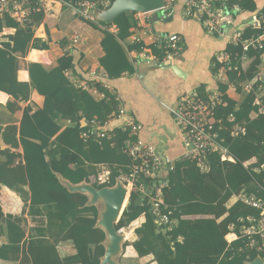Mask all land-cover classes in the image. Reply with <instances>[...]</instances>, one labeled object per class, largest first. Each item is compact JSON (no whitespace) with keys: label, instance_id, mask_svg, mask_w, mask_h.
Segmentation results:
<instances>
[{"label":"trees","instance_id":"obj_1","mask_svg":"<svg viewBox=\"0 0 264 264\" xmlns=\"http://www.w3.org/2000/svg\"><path fill=\"white\" fill-rule=\"evenodd\" d=\"M29 1L31 6L38 2ZM260 1L230 2L251 16L257 11ZM134 15L135 13H126L110 24H97L112 25L117 29L116 33L104 31L101 42L104 56L99 64L110 80L134 72L122 46V42L130 36L131 29L136 25ZM30 18L31 25L24 28L7 14L0 19V32L3 27L15 29V33L8 37L9 41L0 44V92L6 93L14 101H27L29 98V85L16 82L18 60L15 54L25 55L35 46L33 26L42 20L43 13L37 10L30 14ZM83 21L92 28H97L92 22ZM260 33L259 30L247 28L242 34V40ZM141 49L142 45L136 46L137 51ZM126 50L130 51L132 47ZM221 50L230 56L232 70L226 71L228 81L240 91L242 85L252 81L257 73L259 55L264 52V46L261 50L250 48L244 53L240 45L223 44ZM152 51L158 61L163 59L164 52L158 54L157 51ZM243 54L252 59L246 70L241 68L240 59ZM220 67V64H215L213 71ZM72 69V57L69 55L61 57L57 67L49 71L39 64L28 66L31 85L44 97V105L35 112L30 107L24 109L19 126L24 166L19 168L22 171L18 169L13 174V182L7 180L2 183L9 188L27 185L31 194L30 207L43 206V214L48 220H59L57 227L65 230L66 237L76 246L78 253L73 261L99 264V258L104 252L100 243L105 234L94 228L98 218L97 209L86 206V196L66 191L58 183L56 175L74 185L90 183V177L97 174L98 167L105 166L109 170V182L102 186L94 182L90 184L97 190L111 188L115 186L117 179L130 174L132 161L122 149L126 141L135 138L129 129L117 128L108 133V138L94 140L90 137L85 142L82 141L80 136L89 129L88 122L95 120L105 124L111 116L117 115L118 103L113 95L98 85L96 90L103 94L100 100H95L81 88H75L65 77V72ZM258 87L259 84L255 83L252 91L245 95L240 104L225 96L226 87H218L222 104L213 110V119L219 121L213 130L232 162H222L217 153H212L207 158L206 172H200L194 163L186 160L174 163L173 170L167 176L168 185L162 190L163 204L160 213L169 214L170 220H176L175 227L162 234L161 229L167 226L156 224L149 197H145L139 205H133L140 196L139 187H147L151 193L158 185L157 181L138 178L133 182V190L127 197L129 206L127 210L121 211L120 214L124 217L120 218L115 229L119 231L141 215L145 217V222L135 229L139 239L130 244L138 257L152 254L157 264H244L257 256L264 258V250L247 248L244 238L229 245L224 240L230 225H234V231L238 233L237 228L241 226L239 219L259 217V210L239 201L228 207L227 203L233 196L245 193L264 203V171L254 170L264 163V113H258L259 106L255 105L256 98L264 105V87L262 90ZM197 94L204 98L203 85L199 87ZM252 112L257 113L255 118H251ZM230 116L231 121L228 120ZM60 118L69 119L76 124L62 130L56 123ZM80 118L87 124L81 126ZM235 126H242L244 133L232 136L231 131ZM0 155H3L2 151ZM253 158L256 159L255 164L245 166ZM5 177L4 174L0 175V182ZM38 214L42 213L39 211ZM198 216L203 218L185 219ZM219 219L220 222L217 223ZM50 224L51 221H48V225ZM89 245H94L93 252L89 250ZM127 245L124 244V247ZM227 248L232 250L225 252ZM239 249L242 251L239 252Z\"/></svg>","mask_w":264,"mask_h":264},{"label":"crops","instance_id":"obj_2","mask_svg":"<svg viewBox=\"0 0 264 264\" xmlns=\"http://www.w3.org/2000/svg\"><path fill=\"white\" fill-rule=\"evenodd\" d=\"M78 1L80 0H38L31 6V2L27 0V7L29 6L31 13L40 10L43 18L33 26V41L36 42L33 48L35 49L30 48L25 55L15 54L18 60L16 82L29 85L28 100L14 101L6 93L0 92V151L3 152V155H0V175L6 176L0 182V264H81L73 261L77 257V248L66 237V231L57 227L59 220H48L43 214V206L30 207L31 194L28 186L18 185L15 188H9L2 183L7 180L13 182V174L24 166V151L19 140V126L24 109L30 107L35 112L42 109L44 105V97L39 95L31 85L28 74L30 64H39L49 71L57 67L58 60L64 55L72 57L73 69L65 72V77L70 84L87 91L95 100L103 98V94L96 90L97 85L107 90L117 100L118 107L122 106L126 115L141 126V140L146 144L159 146L173 162L181 160L183 149L180 132L169 109L175 108L182 96L191 91L196 92L203 85L204 100L212 101L213 109H215L222 104L218 90L220 85L226 87L225 96L237 104H240L248 93L243 88L238 91L237 87L228 81L226 72L222 68L213 71L214 56L222 51L223 44L205 34L198 22L184 18L178 8L169 21H165L158 13V21H154L151 16L134 15L136 25L131 29L130 36L122 42L134 72L110 80L99 64V60L104 56L101 42L104 39V31L116 33L117 29L112 25H97L111 22H101L96 16L90 22L97 25V28H92L77 13L75 3ZM263 8L264 0H261L254 14L261 13ZM249 17L250 15L244 12L237 17L236 23L244 24ZM31 23L30 18L29 22L19 26L24 28ZM14 33L15 29L3 27L0 32V44L8 42V37ZM172 34L180 36L182 50L172 62L161 64V61H158L156 55L152 53V49L162 54L166 50L165 38ZM138 45H142L140 51L136 50ZM130 46L132 50L127 51L126 49ZM251 62L252 59L241 62V68L246 70ZM172 66L176 69H171ZM250 116L255 118L257 113L252 112ZM228 120L231 121L232 117L230 116ZM123 122V118L110 120L106 123L105 129L108 132L117 128L123 130ZM213 122L214 125L219 123L214 119ZM56 123L62 130L76 124L65 118L56 120ZM79 123L84 126L87 122L80 118ZM45 160L48 161V157L45 156ZM255 162L256 159L253 158L246 162L245 166L253 165ZM254 170L259 171L258 168ZM19 171L22 170L19 169ZM56 178L66 191L84 195L89 202L86 194L75 190L76 186L86 182L74 185L59 175H56ZM90 183H93V177H90ZM236 201L235 195L228 201L227 206L230 207ZM88 202L86 206H90ZM94 207L99 213L97 205ZM39 211L42 214L39 215ZM31 212L34 214H30ZM122 217L124 216L120 214L117 222ZM195 218L203 217H186L185 219L194 220ZM48 221H51L50 225ZM97 221L98 218L94 228L103 231ZM173 221L171 225L161 227L162 234L176 226L177 221ZM144 222L145 217L141 215L128 227L119 230L124 239L114 264H157L152 254L138 257L130 246L139 239L135 229ZM216 222L219 223L220 219ZM229 240L232 243L236 239L234 236H229ZM124 244L128 245L124 247ZM100 246L104 252L99 258V264H107L105 256L108 249V236L106 234ZM94 249V245H89L91 252ZM231 250L227 248L225 252ZM240 251L242 250L239 249ZM258 258L264 264V258L257 256L255 259ZM246 263L247 261L244 264Z\"/></svg>","mask_w":264,"mask_h":264},{"label":"built area","instance_id":"obj_3","mask_svg":"<svg viewBox=\"0 0 264 264\" xmlns=\"http://www.w3.org/2000/svg\"><path fill=\"white\" fill-rule=\"evenodd\" d=\"M164 6L156 12L167 19L177 10L181 15L193 21L198 22L205 34L212 36L222 44L240 45L245 53L250 48L252 50H261L264 46V8L261 13L249 17L244 24L236 23L237 17L242 15L238 5L231 4V0H162ZM237 1V0H236ZM114 0H80L75 3V8L79 16L88 21L94 19L93 11L106 10L111 6ZM29 7V6H28ZM27 7V0H0V19L7 14L19 24L29 22L31 11ZM152 12L137 14L142 16H151ZM259 30L260 34L252 36L249 39L242 40V34L247 29ZM166 50L161 64L172 62L182 50L181 38L178 34L168 35L166 38ZM250 59L245 54L242 55L240 62ZM214 64H220L222 70H232L230 56L222 51L214 56ZM255 83L259 84V90L264 87V52L259 55V66L257 73L250 82H245L242 88L246 92H251ZM255 105L259 106L258 113H264V105H261L259 98H256ZM214 103L200 98L197 91H191L178 101L175 108L169 109L172 113L173 121L180 132L182 144V155L180 161H189L196 165L200 172L208 170V156L217 153L222 162H232V158L227 150L220 145L217 140V134L214 132L213 109ZM123 130L129 129L134 140H128L124 143L122 152L132 161V167L128 176H122L120 181L124 185H130L129 193L133 190V182L138 178H144L157 181L158 185L153 188L151 193L147 187L140 186L138 192L140 196L149 197L151 213L156 218V224L159 226L171 225L174 221L168 218V215L160 213V207L163 204L162 190L167 187L169 172L173 170V160L168 158L165 151L159 146L146 144L140 138L141 126L126 115V112L119 106L117 115L111 116L110 120L122 119ZM107 123V122H106ZM105 124L98 121L88 122L89 129L81 134L83 142L92 137L94 140L108 138V131ZM87 124V123H86ZM242 126H235L231 131L232 136L243 134ZM264 171V163L258 168ZM259 172V171H258ZM93 182L99 186L109 182V170L105 166L98 167L97 174L93 177ZM237 201L245 206L259 210L257 219L248 217L239 219L241 226L237 228L234 225L228 227L229 232L225 235V241L231 243L230 237L236 240L244 238L247 241V248H255L257 251L264 250V203L252 195L240 193L236 195Z\"/></svg>","mask_w":264,"mask_h":264},{"label":"water","instance_id":"obj_4","mask_svg":"<svg viewBox=\"0 0 264 264\" xmlns=\"http://www.w3.org/2000/svg\"><path fill=\"white\" fill-rule=\"evenodd\" d=\"M164 6V3L162 0H114V2L111 4L109 8L106 10H95L93 11V16H96V18L99 17V21L104 22V23H112L115 18L122 14L126 13H135V14H145V13H150L151 18L154 19V21H158L159 17L157 14V10L162 8ZM172 16H170L167 19H164L165 21L171 20ZM159 66V64H157ZM171 69H176L175 66L170 67ZM117 184L124 185L123 183L117 181L115 186ZM84 185L87 187V190L93 194L94 197L102 196L106 202V213H105V219L102 223H100V210L98 213V221L97 223L99 224L100 228L103 229L105 234L108 236V249L107 253L105 256V259L107 260V264H114V259L118 256L119 252L121 251V247L123 244V239H120L119 241V249L116 254L110 255V250H109V236L110 234L114 237V242L115 245H117L118 240H117V234L120 233L118 230L115 229V225L117 223H112V216L115 210V205L116 202L119 201L122 198V194L120 191L116 190L115 186L109 188V187H104L102 189H95L91 184L84 183L81 185H78L75 187V190L86 194L84 190H82L80 187ZM125 186V185H124ZM87 195V194H86ZM88 196V195H87ZM89 197V196H88ZM144 199V196H139L135 202L133 203L134 206H137L140 204V202ZM90 206H95L98 205L99 203L92 202L91 199L89 198ZM129 204H127V207ZM117 247V246H116ZM246 264H263L260 259H255L251 262H247Z\"/></svg>","mask_w":264,"mask_h":264},{"label":"bare ground","instance_id":"obj_5","mask_svg":"<svg viewBox=\"0 0 264 264\" xmlns=\"http://www.w3.org/2000/svg\"><path fill=\"white\" fill-rule=\"evenodd\" d=\"M80 188L86 192V194L89 196V198L91 199L92 202L102 204V209L100 210V221H99L100 223H102L105 219V213L107 210L106 202H105L104 198L102 196L94 197L93 194L91 192H89L87 190V187L84 185H82ZM115 188H116V190L121 192L122 198L119 201H117L116 205H115V210H114V213L112 216V223H114V224L117 223V220L119 218L121 211L127 210V208H128L127 203H125V202H126L127 194L129 191L128 189L130 188V185L124 186L121 184H117L115 186ZM120 239H124V238H123L122 234L118 233L117 234L118 243H117V245H115L114 237L110 234V236H109L110 255L116 254V252H118Z\"/></svg>","mask_w":264,"mask_h":264},{"label":"rangeland","instance_id":"obj_6","mask_svg":"<svg viewBox=\"0 0 264 264\" xmlns=\"http://www.w3.org/2000/svg\"><path fill=\"white\" fill-rule=\"evenodd\" d=\"M117 181L121 182V181H120V178L117 179ZM117 181H116V182H117ZM121 183H122V182H121ZM128 196H129V194H128ZM97 207H98L99 210H101V209H102V204L99 203V204L97 205Z\"/></svg>","mask_w":264,"mask_h":264}]
</instances>
